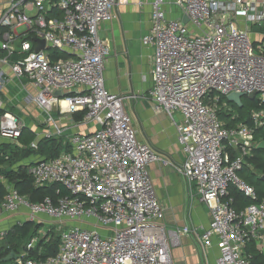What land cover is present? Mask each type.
Segmentation results:
<instances>
[{"label":"built area","instance_id":"obj_1","mask_svg":"<svg viewBox=\"0 0 264 264\" xmlns=\"http://www.w3.org/2000/svg\"><path fill=\"white\" fill-rule=\"evenodd\" d=\"M120 2L126 0H6L2 6L0 66L33 87L31 98L48 118L58 108L61 114L81 112L83 121L97 126L68 137V150L28 170L35 187L56 183L69 196L33 203L7 187L0 211L24 209L33 223L41 216L78 222L60 231L55 254L31 256L37 235L15 264H175L172 248L180 235L203 253L216 246V264H253L245 247L264 242V198L238 172L256 146L253 129L262 126L264 112L251 113L253 127H226L218 111L232 93L264 100V0H175L187 24L167 18L166 0L152 1L150 33L142 40L154 48L149 97L156 112L181 117L176 131L185 158L172 166L210 213L206 229L168 231L148 170L153 162H168L137 139L124 98L104 85L111 51L98 27ZM3 80L0 71V103ZM22 129L17 116L0 115L1 138L17 139ZM62 136L54 127L43 138ZM231 190L250 203L236 208Z\"/></svg>","mask_w":264,"mask_h":264},{"label":"crops","instance_id":"obj_2","mask_svg":"<svg viewBox=\"0 0 264 264\" xmlns=\"http://www.w3.org/2000/svg\"><path fill=\"white\" fill-rule=\"evenodd\" d=\"M152 1L126 0L125 3H117L112 19L99 25L98 36L111 51L104 69V85L111 94L124 98V107L131 119L137 139L168 162V164L153 162L148 167L152 184L163 209L162 226L167 231L185 227L192 230L206 229L210 222L209 210L198 201L193 188L172 166L181 164L185 158L177 141L176 131V124L180 122L181 117L178 114L169 116L165 112H156L149 97L152 88L150 72L154 48L143 45L142 40L150 33ZM5 2L6 0L0 5V12ZM174 3L175 0H166L164 9L167 18L182 20L184 16ZM241 28H246L243 21H241ZM260 39L258 36H254L256 43ZM0 71L4 78L0 110L3 111L2 114L9 112L17 116L23 124L22 137L12 140L0 137V156L5 158L6 156L3 154L8 153V148L27 149L31 148L32 143H36L38 146V143L44 139L43 135L47 131L54 130V127L63 130V136L60 138L64 141L72 135L90 134L96 130V125L83 121L81 112L61 114L58 108H55L51 117L48 118L32 98L29 100L34 102L38 110L33 109L27 112L26 103L20 100V92L30 89L34 96L35 90L26 81L16 79L8 65H1ZM30 136H33V139L25 144L24 141ZM46 157L48 156L30 155L16 162L11 166V169L17 170L22 165L31 167L40 160L47 159ZM248 168L252 169L249 166ZM0 181L6 189L10 186L4 178L0 177ZM235 205L236 208L246 206L243 203L238 205L236 200ZM27 216L24 209L15 213L0 211L1 252L9 250L11 246L7 243V233L16 226L30 222ZM31 224V231H36V234L41 237H47V242H49L52 235L58 231L60 233L62 229L74 226L78 222L65 220L58 223L41 216ZM257 242L261 241H253L246 245L245 253L247 255H250L249 253L253 250L260 252ZM23 243L17 240L18 245L14 250L10 249L7 255L2 256L0 264H15L16 258L23 251ZM10 252H13L16 258L5 261ZM218 256L219 251L216 246L203 253L195 241L187 235H180L178 246L172 248V258L175 264H216Z\"/></svg>","mask_w":264,"mask_h":264},{"label":"trees","instance_id":"obj_3","mask_svg":"<svg viewBox=\"0 0 264 264\" xmlns=\"http://www.w3.org/2000/svg\"><path fill=\"white\" fill-rule=\"evenodd\" d=\"M262 47V52L264 55V39L262 40ZM224 99L226 100V98H222L221 100ZM254 101L255 99H253V101L249 103L250 107H253V110L264 112V100ZM244 107L245 104L242 102V106L239 108H241L240 110H243ZM2 112L3 111L0 110V115L2 114ZM222 112L224 111L221 108L218 111V117L226 127H234L237 124H246L253 127V122L250 118V115L248 117H244L242 116L241 112V115H236L234 118H231L230 115H226ZM262 122V126L253 129V139L256 146L252 149L250 156L247 157L246 160L247 166L251 167V170H253L252 172L257 173L260 177L258 181H261V177L264 176V149H260L258 147L261 142H264V119L262 120ZM22 135L23 131L20 137H22ZM32 139L33 136H30L29 138H27V140L24 141V143L28 144ZM62 141V138H44L38 143L37 150H33L31 148H8V153L3 154L7 157V159H4L3 156H0V177L4 178L7 181V184L16 189L21 196L26 197L30 202L33 203L41 202L45 198H51L54 202H56L58 198L69 196L68 192L62 186L56 183H50L42 187H35L33 184V180L28 173V170L30 168L29 166L22 165L19 166L17 170L11 169V166L16 164V162H19L22 159H25L33 154L48 156L46 157L47 159L58 156L60 151L63 150ZM247 183L254 187L259 200L264 198V183H254L250 178L248 179ZM5 195L6 188L0 181V203L4 200ZM230 195L237 201L238 205H242V203L243 205H248L250 203L247 199L243 198L241 194L237 193L234 190H231ZM31 223L32 222H28L22 224L21 226H16L9 233H7V243L11 245H9V250L15 249V246L18 245V240L19 242H24L22 249L24 251L28 240L32 237L37 236L36 231H31ZM59 235H52L49 242H47V237H41L38 241V245L35 251L31 253V256L35 258L39 257L41 259H45L55 254L59 246ZM9 250H6L4 252L0 251V259L2 258V256L7 255ZM37 252L40 253L39 256L37 255ZM249 254L252 258L253 264H264V255L262 253L258 252L257 250H253Z\"/></svg>","mask_w":264,"mask_h":264},{"label":"rangeland","instance_id":"obj_4","mask_svg":"<svg viewBox=\"0 0 264 264\" xmlns=\"http://www.w3.org/2000/svg\"><path fill=\"white\" fill-rule=\"evenodd\" d=\"M3 2H4V0H0V5H2L3 4ZM232 19H235V17H232ZM249 26H252L251 24H248ZM240 26H241V23H240ZM253 30H255L254 28H253ZM250 38L254 41V35H253V33L251 32V34H250ZM20 100L22 101V102H25L26 103V108H27V112H30V111H32L33 109H37L36 108V105L34 104V102H32V101H30L29 100V98H31L32 96H33V94H32V92L30 91V89H27V90H23L22 92H20ZM254 99H255V101H258V100H260V97H259V95L257 94L255 97H254ZM30 101V102H29ZM253 101V99H249V97L248 96H244L243 98H242V102L245 104V107H244V109L243 110H240L241 108H239L238 106H235L234 104H231V103H229V102H227L225 99L224 100H221V103H220V105H219V107L220 108H222L223 109V111L225 110V109H231V111L230 112H226V110L224 111V112H222V113H225L226 115H230L231 116V118H233L235 115H241V112H242V116H244V117H248L249 115H251L250 114V112L252 113L253 111H256V110H253L254 108L252 107H250V105H249V103L250 102H252ZM254 101V102H255ZM225 105H226V107L227 108H225L224 109V107H225ZM38 110V109H37ZM253 110V111H252ZM244 111V112H243ZM53 113V112H52ZM51 113V114H52ZM45 114V113H44ZM46 115V114H45ZM62 142H65L63 145H62V147H63V150L65 151V150H67L68 149V144L66 143V140L64 141H62ZM253 170H250L249 168H248V166L247 165H245L243 168H242V170L241 171H239L238 172V176H239V178L240 179H242V180H244L245 182H247L248 181V179L250 178L251 180H252V182H259L260 184H262V183H264V182H262V181H258L259 180V176H258V174L257 173H253L252 172ZM56 236H58L59 235V231H58V233H56L55 234ZM257 248H258V250L264 255V243L263 242H257Z\"/></svg>","mask_w":264,"mask_h":264},{"label":"water","instance_id":"obj_5","mask_svg":"<svg viewBox=\"0 0 264 264\" xmlns=\"http://www.w3.org/2000/svg\"><path fill=\"white\" fill-rule=\"evenodd\" d=\"M182 23L183 24H187L188 23V18L186 16H184L182 18ZM41 47H43V42H42V45ZM39 49V47L36 49V51ZM56 96L59 97L61 96L59 92L56 93ZM245 95L244 94H240V93H232L230 95H228L226 97V101L231 103V104H234L235 106H238V107H241L242 106V98L244 97ZM256 96V94L254 95H249V99H254V97ZM258 147L260 149H264V142H261ZM261 181L264 182V176L261 177ZM15 254L13 252H10L9 255L5 258V261H10V260H13L15 259Z\"/></svg>","mask_w":264,"mask_h":264}]
</instances>
